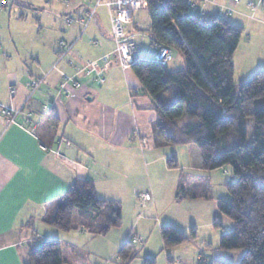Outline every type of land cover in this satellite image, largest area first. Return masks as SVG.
<instances>
[{"label": "crops", "instance_id": "crops-1", "mask_svg": "<svg viewBox=\"0 0 264 264\" xmlns=\"http://www.w3.org/2000/svg\"><path fill=\"white\" fill-rule=\"evenodd\" d=\"M241 2L191 1L192 13L223 17L244 28L234 55V81L238 67L245 73L240 77L244 81L264 71V0H258L255 15ZM223 5L232 10L236 7L234 17L221 15ZM28 6L35 12L42 9ZM57 9L53 6L49 10L56 18L60 12ZM86 12L88 7L72 0L64 14L75 23L59 30L62 39L52 44L42 38L24 42L19 37L20 29L9 27L6 21L4 28L0 25V106L19 111L13 123L11 117H0V264H28L30 250L39 248L44 240L60 242V237L46 236L55 230L44 217L53 214L77 180L92 181L100 199L117 201L118 192L109 188L114 184L123 190L127 170L135 177L145 167L150 182L157 162L163 163L166 173H172L167 155L176 154L173 150L177 146L158 138L160 121L152 109V99L142 92L134 73L118 65L108 9L97 8L84 27L80 21ZM2 15L0 12V18ZM134 33L131 36L138 35ZM60 41L72 47L62 61ZM149 41L154 56L157 47ZM138 47L140 54L142 48ZM106 56L109 60L104 63L102 58ZM182 68L178 64L173 70ZM64 75L77 80L80 87L62 92ZM39 80L41 85L32 93L28 84ZM41 146L48 150L43 151ZM189 151L191 158H196L194 146H189ZM197 168L203 171L200 165ZM179 185L175 183L173 189ZM152 192L156 203L159 192L155 187ZM178 196L181 201L180 191ZM75 230L77 234H95L82 228ZM150 240L151 233L148 243ZM60 244L63 264H78L76 245Z\"/></svg>", "mask_w": 264, "mask_h": 264}, {"label": "trees", "instance_id": "trees-1", "mask_svg": "<svg viewBox=\"0 0 264 264\" xmlns=\"http://www.w3.org/2000/svg\"><path fill=\"white\" fill-rule=\"evenodd\" d=\"M146 10L150 25L142 31L152 44L177 51L184 59V68L170 70L155 55L139 54L130 66L142 92L152 99L160 121L158 138L170 145L195 146L202 170L230 167L231 199L218 201V210L233 228L221 236L219 249L243 250L239 264H264V71L235 91L234 55L245 30L223 17L192 13L191 0H147ZM247 119L254 122L250 141ZM168 166L178 167L174 157ZM121 215L120 202L100 199L94 183L80 179L44 220L61 232L82 228L105 235L121 226ZM161 237L165 249L189 240L171 226L161 229ZM136 257L130 236L118 250V260L130 264ZM28 264H63L60 242L44 240L30 250ZM143 264L156 263L145 259ZM210 264L232 263L213 259Z\"/></svg>", "mask_w": 264, "mask_h": 264}, {"label": "rangeland", "instance_id": "rangeland-1", "mask_svg": "<svg viewBox=\"0 0 264 264\" xmlns=\"http://www.w3.org/2000/svg\"><path fill=\"white\" fill-rule=\"evenodd\" d=\"M249 1L252 2V0H244L241 3L244 5V3L248 4ZM253 1L256 8L251 9L249 12L252 15L254 12L255 15L259 9V4L258 0ZM71 2L72 0L66 4L57 0H0V12L4 14L2 15L3 18H0V25L3 27V23L6 21L9 27L17 28L18 31L20 29L22 32L19 37L24 42L30 38H42L47 44H52L54 41L58 42L62 39L59 30H63L67 25L64 8L65 5L71 4ZM222 2L225 3L226 0H222ZM13 3L16 4L15 7ZM29 4H34L42 9L35 12L28 6ZM53 6L60 11L57 18L54 14L49 13L50 8ZM92 6L89 7L85 4L89 11L93 10ZM223 7L221 10L222 16L231 15L234 17L237 12L236 7H233V11L229 15L225 13L227 6L223 5ZM192 10L195 11L193 8ZM21 16L22 18H20ZM149 25L148 11L143 8L135 11L130 22L125 26L127 37L141 46L142 51L140 54L143 58L153 57L150 37L142 31L147 29ZM134 27H137V29ZM132 31H135L138 35L131 36ZM172 57V61L168 64L169 69L173 70L174 66H178V64L182 68L184 65L182 55L177 51H172ZM64 59H67V54ZM64 59H61V61ZM244 75L243 69L238 67L234 81L235 91L238 90L239 85L247 81L240 80V77ZM63 77L74 80V78L66 75ZM2 107L0 106V108ZM16 112L19 113V111ZM253 123L251 119L245 121L248 141L252 137ZM194 148L197 151V159L191 158L189 146H177L176 151L173 150L176 154H168L167 156H170L169 158L174 157L178 167L171 169L172 173H166L162 166L163 163L157 162L153 167L154 177L151 182L148 179L145 167H143V173L141 175L137 174L135 177H133L130 170L125 172L124 177L126 179L121 180L123 181V190H118L116 185L110 183L109 190L118 192L116 194L119 198L117 201L120 202L122 208L120 227L112 228L102 236L88 232L77 234L78 231L76 230L66 233L56 229H54V232H50L51 235L47 232L46 236L48 238L60 237L62 246H64L63 243L67 242L76 245L75 252H77L76 258L79 260L78 264H125L123 261L118 260L119 246L121 247L130 236L133 238L134 235L141 237L143 243L135 245L138 257L130 264H143L145 259H153L156 264H210L213 259L220 258L232 264H239L244 255L243 250L223 251L219 249L221 236L232 231L233 228L231 221L218 210V201H230L231 199L227 189V185L233 180L231 169L229 166H225L213 171L199 170L197 166L200 161V153L195 146ZM166 150H170V148L167 147ZM109 173L110 171L108 175ZM111 176L114 175L111 174ZM120 179L117 178V181ZM179 182L181 185H179ZM175 183L179 185L176 190L173 189ZM153 187L156 188V192H159L158 202L156 203L153 199ZM179 191L183 197L181 201L178 199ZM144 192H148L152 196V201L142 206L141 193ZM75 222H77V219ZM165 226H171L179 230L189 239L188 242L165 249L161 237V229ZM150 233L151 240L148 243L147 239ZM52 234L57 236H52ZM77 235L80 238H76ZM144 247L146 248L143 250ZM198 256L202 258L199 260Z\"/></svg>", "mask_w": 264, "mask_h": 264}, {"label": "built area", "instance_id": "built-area-1", "mask_svg": "<svg viewBox=\"0 0 264 264\" xmlns=\"http://www.w3.org/2000/svg\"><path fill=\"white\" fill-rule=\"evenodd\" d=\"M58 2L68 3L70 0H57ZM87 4L93 5V10L86 13L85 17L80 21L84 27H87L91 19L94 17L95 10L99 7H105L108 9L110 13V25H111V34L113 40L116 44L115 55L117 58L118 65L122 68V70L130 69L131 64L138 58L139 55V47L136 42L129 39L125 32V26L130 22L132 14L135 11L146 8L147 0H82ZM242 0H234V3L237 4ZM250 8L255 9L256 6L252 2H248L247 4ZM66 7L69 6L65 5ZM232 9H225L226 14H230ZM68 25H72L75 23V20L72 18L67 19ZM60 47L63 48L60 53V60L66 57L69 50L72 48L67 46L64 41L59 42ZM172 51L166 47H158L155 53V59L160 62L162 65H167L172 61ZM109 60V56L103 58V62L107 63ZM41 85V81H33L28 84L31 92L33 93L39 86ZM69 87L79 88L80 83L77 80H71L67 78H63L62 83L60 84V90L62 92L68 93ZM18 112L14 109L2 107L0 108V117H11L10 122H14V118L17 116ZM69 145V143H67ZM43 151H47L48 149L44 146H41ZM142 206L148 204L152 201V196L147 193L141 196ZM132 243L142 244L143 240L141 237L134 235L131 237Z\"/></svg>", "mask_w": 264, "mask_h": 264}]
</instances>
